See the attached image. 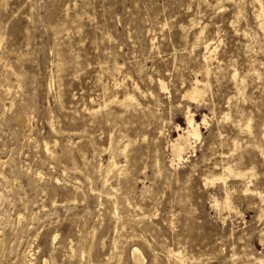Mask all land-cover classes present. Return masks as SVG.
Masks as SVG:
<instances>
[{"label":"rangeland","instance_id":"1","mask_svg":"<svg viewBox=\"0 0 264 264\" xmlns=\"http://www.w3.org/2000/svg\"><path fill=\"white\" fill-rule=\"evenodd\" d=\"M135 248L264 261V0H0V264Z\"/></svg>","mask_w":264,"mask_h":264},{"label":"bare ground","instance_id":"2","mask_svg":"<svg viewBox=\"0 0 264 264\" xmlns=\"http://www.w3.org/2000/svg\"><path fill=\"white\" fill-rule=\"evenodd\" d=\"M213 52L214 51L212 50L211 46L207 44V46H206V54L208 55L206 57L207 60H210L212 58ZM162 86H163V84H162ZM203 94H205L204 90L199 87V81L198 80L195 82L194 86L186 92V96L188 98H190L191 100H194V101L200 100L202 98ZM129 98L130 97H128V99ZM187 122H188V129L184 133L179 134L178 138L175 139L173 142H171L172 143L171 144L172 152H173L174 156L178 159H180L182 157V155H184V152L187 150V148H189L191 146V139L199 140L201 138L200 125L196 122L195 118L192 115L188 114ZM46 148H47V146H46ZM173 161L175 162V160H173ZM229 200L230 199H228L223 204L228 205V207H229L230 206ZM133 254H134V258L136 259L137 263L143 264V262H142V260H144L143 255L138 248H135V250L133 251ZM29 262L32 264V260H29ZM258 263L264 264V261L261 260Z\"/></svg>","mask_w":264,"mask_h":264}]
</instances>
